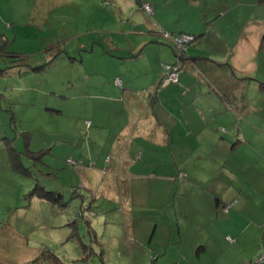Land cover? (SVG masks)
Here are the masks:
<instances>
[{"label": "rangeland", "instance_id": "374dc122", "mask_svg": "<svg viewBox=\"0 0 264 264\" xmlns=\"http://www.w3.org/2000/svg\"><path fill=\"white\" fill-rule=\"evenodd\" d=\"M192 1L199 10L188 9L187 15L183 14L191 23L206 27L211 21L223 24L221 29L228 36L242 32L243 24L238 23H242L244 13H237L247 8L243 4L246 0H229L235 13L224 17L210 9L211 4L224 6L225 0ZM252 7L259 8L256 4ZM148 21L137 0H0V34H6L7 51L22 54L30 64H43L47 57L59 53L41 71L23 66L0 74V136L5 128L8 139L16 138V147L23 150L25 136L20 132L27 131L31 134L30 149H44L39 160L22 155L25 166L31 169L30 175L21 174L11 168L8 148L0 138V264H39L34 260L46 248L66 264H155L150 260L155 257L159 264H238L244 258L243 252L231 251L234 245L224 241L234 240L220 232L224 227L220 230L208 223L216 213L222 217L220 207L205 202L197 187L182 183L179 189L174 184L167 191V182H155L150 184L152 190L148 187L149 201L143 205L136 203L137 198L127 189L131 182L119 179L115 159L119 144L114 141L120 127L128 123V113L132 117V110L126 109L124 99L113 101L119 93L113 100L101 99L99 95L104 94H100L97 82L95 88L87 90L89 74L84 68L93 62L105 63L84 50L89 49L91 40L97 44L101 39H114L123 45L138 38L137 30L148 35ZM261 56L253 63L256 79L264 81ZM12 59L0 56V70ZM118 67L111 63L107 69L113 74ZM90 78L97 80L98 76ZM251 89L247 95L252 94ZM10 107L16 116L11 125ZM250 142L251 148L243 144L240 151L249 164L264 167V136L253 137ZM36 183L46 190L61 191L62 202L51 204L30 197ZM145 184L135 189L146 195L140 187ZM133 202L131 221L126 224L123 214ZM89 206L94 214L85 215L92 220L91 228L98 233L103 249L89 241L84 220L79 219L75 227L79 234L72 232L71 218L79 208ZM154 223L156 233L150 244ZM204 227L210 229L209 236L203 235ZM162 240H168L171 249L157 256L152 244ZM201 243L205 250L197 259L194 252ZM244 243L253 249L254 242ZM167 258L170 263L163 262Z\"/></svg>", "mask_w": 264, "mask_h": 264}, {"label": "crops", "instance_id": "0c3cea01", "mask_svg": "<svg viewBox=\"0 0 264 264\" xmlns=\"http://www.w3.org/2000/svg\"><path fill=\"white\" fill-rule=\"evenodd\" d=\"M145 1L153 10L151 15L146 14L151 20L148 35L137 30L138 38L132 40L138 41L128 40L129 43L123 45L114 39H101L98 45L91 40L89 49L84 50L104 60V66L119 65L111 74L103 64H88L84 68L89 74L87 90L92 89L91 86L95 88L97 82L100 94H104L99 95L101 99L113 100L119 93L118 100L113 101L118 103L124 99L126 109L132 110V117L128 113V123L120 127L114 141L119 144L115 156L116 168L121 173L119 179L131 182L127 189L137 198L136 203L143 205L149 201L150 184L155 182H167V191L173 189L174 184L179 189L182 183L197 187L205 202L213 208L220 207L222 217L216 213L208 223L216 229L224 227L220 231H225L224 237H233L232 242L225 238L224 241L234 245L230 246L231 251L239 249L237 251L245 254L238 264H257V256L264 253V167L249 164L240 148L243 144L251 148L253 137L264 136V89L259 87V82L264 81L256 79L257 69L253 63L254 58L264 55L259 51L264 35V0L243 3L247 8L236 12L244 13L245 18L238 23L243 24V30L234 36L222 31L223 24L214 25L211 21L206 27L191 23L183 14L187 15L188 9L199 10L192 0ZM225 1L224 6L211 4L210 11L223 17L234 14V6L229 0ZM137 3L143 4L142 0ZM254 4L259 8H253ZM157 26L168 32L196 36L186 51L177 83L159 86L163 76L161 64L173 63L176 57L172 47L163 43L165 41L155 32ZM136 52H139L137 57L122 58ZM92 75L98 76L97 80H91ZM116 77L121 79L122 87L115 85ZM249 88L252 94L247 95ZM252 95L254 100L250 99ZM8 112L11 125V117L15 120L16 116L11 107ZM3 130L0 138L6 142L5 138L10 136L5 128ZM15 139L13 146L17 148ZM139 161L144 165L140 166ZM140 183H146L140 186L146 195L135 189ZM232 200H236L235 206L225 213L222 205ZM133 206L134 202L123 214L126 224L131 221ZM156 225L154 223L151 230L150 244ZM202 233L209 236L210 229L204 227ZM211 237L216 238L214 234ZM246 241L254 242L253 249L247 247ZM152 247L157 256L171 249L168 240L153 243ZM197 248L194 255L199 259L205 245L201 243ZM131 252L133 254V248ZM150 260L159 264L158 258ZM170 261V258L163 260ZM181 264L189 263L182 261Z\"/></svg>", "mask_w": 264, "mask_h": 264}, {"label": "trees", "instance_id": "16d2710c", "mask_svg": "<svg viewBox=\"0 0 264 264\" xmlns=\"http://www.w3.org/2000/svg\"><path fill=\"white\" fill-rule=\"evenodd\" d=\"M144 4H149V3H143L142 4L141 7L143 8V10H144ZM146 14L151 15L152 13L149 14V13L146 12ZM156 30H155V32L161 38L163 37L162 39L165 41L163 43H166L167 45H170L172 47L173 53H174V55L176 57V60L173 63H162L161 64L162 69H163V76H164V74L166 73V70L164 69L163 66L164 65H171V66L175 65L180 60L181 61H185L186 53H185V55L177 53V51L172 46V44L167 43V39L163 36V33L166 32V33H169V34L179 35V34H182V33H185V32H178V33H176V32H168V31H166V30H164V29H162L160 27H157ZM194 37H195L194 38V40H195L196 36L194 35ZM7 43H8V41L5 38V36L3 34H0V56H2V57L3 56L13 57V59L10 60L11 64L8 67H6L5 69H1L0 70V74H2V75L5 74V73H9L11 70H15V68H20V67H23V66L24 67H29L33 71H41V70L45 69L46 67L50 66L52 64V62H54V59H55L56 55L59 54V53H55L54 55L47 57L46 61L43 64H40V63L39 64H30V63H27V60L23 57L22 54L7 51L6 50ZM58 51L61 52L60 50H58ZM259 51L264 53V35H262L261 41L259 43ZM111 55H113V54H111ZM138 55H139V52H136L135 54H130V55L122 57V58H126L127 57L129 59V58L137 57ZM163 76H162V79H161V82H160L159 86L163 85ZM178 76H179V74H178ZM116 78H119V77H116ZM116 78L114 80L115 85H117L119 87H122V84H120V85L116 84V82H115ZM120 81H121V79H120ZM171 83H173V82H169L168 84H171ZM165 85H167V84H165ZM259 87L261 89H264V82H259ZM11 123L12 124L15 123V120H14L13 117H11ZM15 130H16V126H15ZM20 133H21V135L25 136V141L23 142L24 143V149L21 150V151L13 146V139L5 138V141H6L5 143H6V146L8 148V159H9V163H10L11 168L15 172L21 173V174L30 175V170L29 169H31V168L25 166V164H24V162L22 160L23 159L22 155L25 154L26 157L30 158L31 160L32 159L33 160H39L41 153L44 152V149H39L37 151L30 150L28 148V144H29L28 141H29V137H30L29 133L27 131H22ZM29 196L45 200V201H47V202H49L51 204L61 203L62 199H63V193L61 191L56 190V189L55 190H46L42 185H40L38 183H36V186L33 188L32 191H30ZM235 204H236V200H232L229 203L223 204L222 205V209L224 211V208H227L226 212H228L231 208H233L235 206ZM89 212H90L91 216L94 214V212L90 209V206L87 207V208H84V209L79 208V210L75 212V214L73 215V216H75V218H71L72 221L70 222V225H72V232L76 233V234H79L78 228L76 229L75 227H76L77 222L79 221V219L80 220H84L86 222V229H87V233H88V236H89V241L92 242V244L94 246L103 249L102 243L99 240L97 233L91 228V219L89 217H87V216H90L88 214ZM84 216H86V219H84L85 218ZM261 255H264V253L260 254V256L258 258H260ZM153 257H155V256H153ZM156 258L157 257H155V259ZM257 259H256V263L257 264H260V263L264 264V261L257 262ZM34 261L39 263V264H66L64 262V260H62V258H60L59 256L55 255L53 252H51L47 248L44 249L41 252V254L38 257L35 258Z\"/></svg>", "mask_w": 264, "mask_h": 264}, {"label": "built area", "instance_id": "2783aa9c", "mask_svg": "<svg viewBox=\"0 0 264 264\" xmlns=\"http://www.w3.org/2000/svg\"><path fill=\"white\" fill-rule=\"evenodd\" d=\"M151 6L149 4H144V10L146 12H152ZM163 36L167 39V41L172 44V46L175 48L177 53L185 55L188 46L194 41V35L189 33H182L179 35L169 34L164 32ZM164 69L166 70V73L163 76V84H168L169 82L176 83L178 81V74L179 72L184 68V61H179L175 65H164ZM116 84L120 85L121 81L119 78H116ZM69 163H72V160H68ZM227 208H224V211H226ZM264 261V255H261L260 258L257 259V262Z\"/></svg>", "mask_w": 264, "mask_h": 264}]
</instances>
